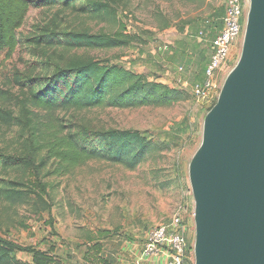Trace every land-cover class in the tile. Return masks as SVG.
I'll list each match as a JSON object with an SVG mask.
<instances>
[{
    "label": "rangeland",
    "instance_id": "obj_1",
    "mask_svg": "<svg viewBox=\"0 0 264 264\" xmlns=\"http://www.w3.org/2000/svg\"><path fill=\"white\" fill-rule=\"evenodd\" d=\"M32 1L34 6L17 31L16 49L11 54L0 51V88L12 87L17 92L16 78L33 79L53 69L55 62L46 59L50 51L27 44L39 28L53 22L61 31L137 36L141 41L128 47L75 54L144 74L183 92L186 98L166 108L57 113L63 124L87 125L93 131H138L161 150L134 170L93 160L69 174L46 176L41 180L51 206L46 212H37L33 204L10 205L0 200V237L23 247L51 250L57 264H123L132 259L128 252L120 253L122 244L140 251L153 226L167 225L178 215L189 246L186 264H194V202L188 166L200 145L205 115L240 57L248 0H242L241 35L213 78L211 101L200 99L195 87L205 80L212 41L223 28L225 0H110L114 17L97 19L79 8L64 10L42 0ZM38 115L36 121L42 124L43 113ZM29 136V131L19 127L0 128V156L21 155ZM0 178L23 180L24 174L0 171ZM95 244L100 245L99 250ZM16 259L19 264H32L30 254L17 253Z\"/></svg>",
    "mask_w": 264,
    "mask_h": 264
},
{
    "label": "trees",
    "instance_id": "obj_2",
    "mask_svg": "<svg viewBox=\"0 0 264 264\" xmlns=\"http://www.w3.org/2000/svg\"><path fill=\"white\" fill-rule=\"evenodd\" d=\"M202 3L204 0H185ZM48 6L113 18L110 0H42ZM77 4H81L77 6ZM36 5V4H35ZM34 6L32 0H0V51L11 54L19 40L17 31ZM163 27H168L164 24ZM141 41L137 36L90 34L59 30L53 22L27 40L34 49L50 54L53 69L33 79L16 78L17 92L0 88V128H22L30 136L19 156H0V171H21L22 179L0 178V200L10 205L33 204L37 212L50 210L45 184L49 175L63 176L88 161H106L134 170L161 147L138 131H93L87 125L63 124L57 113L94 108H166L186 98L175 88L116 64L78 56L80 50H111ZM73 52V53H72ZM8 82L7 85H9ZM39 112L44 122L36 121ZM98 250L99 244H95ZM189 249V246H188ZM17 253L31 255L32 264H57L49 252L23 247L0 237V264H19Z\"/></svg>",
    "mask_w": 264,
    "mask_h": 264
},
{
    "label": "water",
    "instance_id": "obj_3",
    "mask_svg": "<svg viewBox=\"0 0 264 264\" xmlns=\"http://www.w3.org/2000/svg\"><path fill=\"white\" fill-rule=\"evenodd\" d=\"M194 264H264V0H248L241 54L188 166Z\"/></svg>",
    "mask_w": 264,
    "mask_h": 264
},
{
    "label": "built area",
    "instance_id": "obj_4",
    "mask_svg": "<svg viewBox=\"0 0 264 264\" xmlns=\"http://www.w3.org/2000/svg\"><path fill=\"white\" fill-rule=\"evenodd\" d=\"M225 5L223 28L212 41V55L205 68V80L201 86L195 87L196 95L202 100L213 99L210 94L215 73L227 60L231 45L242 32L243 1L225 0ZM187 255L188 242L182 220L175 215L169 224L153 226L135 259L123 264H186Z\"/></svg>",
    "mask_w": 264,
    "mask_h": 264
},
{
    "label": "crops",
    "instance_id": "obj_5",
    "mask_svg": "<svg viewBox=\"0 0 264 264\" xmlns=\"http://www.w3.org/2000/svg\"><path fill=\"white\" fill-rule=\"evenodd\" d=\"M127 252L129 253L128 257H130L133 261L136 257V254L139 253V247H134V246L131 247L130 245L128 246L126 243L122 244L120 253H127Z\"/></svg>",
    "mask_w": 264,
    "mask_h": 264
}]
</instances>
